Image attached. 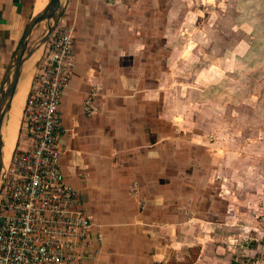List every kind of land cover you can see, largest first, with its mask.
I'll use <instances>...</instances> for the list:
<instances>
[{"label":"crops","instance_id":"0c3cea01","mask_svg":"<svg viewBox=\"0 0 264 264\" xmlns=\"http://www.w3.org/2000/svg\"><path fill=\"white\" fill-rule=\"evenodd\" d=\"M173 4L63 0L59 9L72 26L75 51L58 110L59 166L95 225L81 264H202L206 254L191 249L216 230L214 221L221 223L212 218L222 217L225 199L214 200L211 155L197 149L196 135L175 125L166 108L164 81L174 51L169 34L179 16ZM34 13V0H0V86ZM35 61L10 156L28 145L27 138L21 141V120Z\"/></svg>","mask_w":264,"mask_h":264},{"label":"rangeland","instance_id":"374dc122","mask_svg":"<svg viewBox=\"0 0 264 264\" xmlns=\"http://www.w3.org/2000/svg\"><path fill=\"white\" fill-rule=\"evenodd\" d=\"M173 9L166 108L211 155L214 200L225 199L195 250L202 264H264V0H174Z\"/></svg>","mask_w":264,"mask_h":264},{"label":"built area","instance_id":"2783aa9c","mask_svg":"<svg viewBox=\"0 0 264 264\" xmlns=\"http://www.w3.org/2000/svg\"><path fill=\"white\" fill-rule=\"evenodd\" d=\"M74 65L72 26L60 16L41 46L23 105L28 145L4 164L0 264H81L88 256L95 225L59 166V103Z\"/></svg>","mask_w":264,"mask_h":264},{"label":"water","instance_id":"95a60500","mask_svg":"<svg viewBox=\"0 0 264 264\" xmlns=\"http://www.w3.org/2000/svg\"><path fill=\"white\" fill-rule=\"evenodd\" d=\"M63 0H48L46 5L38 12H35L29 19L22 36L19 40L18 46L15 50L13 59L6 69L5 75L0 86V192L2 190L4 176V162L2 154V127L6 120L7 113L11 104L15 88L18 83L19 75L24 64L41 47L49 35L51 34L55 24L59 20L61 13L59 9L62 6ZM59 12V13H58ZM41 21L47 22L46 31L28 47V42L33 29Z\"/></svg>","mask_w":264,"mask_h":264},{"label":"bare ground","instance_id":"6f19581e","mask_svg":"<svg viewBox=\"0 0 264 264\" xmlns=\"http://www.w3.org/2000/svg\"><path fill=\"white\" fill-rule=\"evenodd\" d=\"M48 0H34V10L35 12L40 11L47 3ZM34 35V34H33ZM38 51H36L29 60L24 64L23 69V78L19 82V85L17 87V90L13 96L12 102H11V108L8 114V119L4 123L2 127V154H3V162L6 164L10 157V148L12 146V141L14 138V128H15V122H16V113L17 109L20 105L21 97L25 91L26 82L29 76V71L33 65L34 60L38 56ZM32 71V70H31ZM22 77V76H21ZM18 123V122H17Z\"/></svg>","mask_w":264,"mask_h":264},{"label":"trees","instance_id":"16d2710c","mask_svg":"<svg viewBox=\"0 0 264 264\" xmlns=\"http://www.w3.org/2000/svg\"><path fill=\"white\" fill-rule=\"evenodd\" d=\"M222 202L225 204V201H222ZM224 208H225V205H224L223 209H224ZM191 251H192V253H191L192 255H193V254H196V252H197V250H195V248L191 249ZM191 261H192V260H190V263H191ZM190 263H189V264H190Z\"/></svg>","mask_w":264,"mask_h":264}]
</instances>
